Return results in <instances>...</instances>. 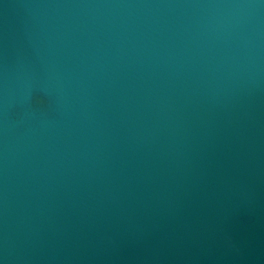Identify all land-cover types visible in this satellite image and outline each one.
I'll use <instances>...</instances> for the list:
<instances>
[{
  "label": "water",
  "instance_id": "1",
  "mask_svg": "<svg viewBox=\"0 0 264 264\" xmlns=\"http://www.w3.org/2000/svg\"><path fill=\"white\" fill-rule=\"evenodd\" d=\"M0 264H264V0H0Z\"/></svg>",
  "mask_w": 264,
  "mask_h": 264
}]
</instances>
